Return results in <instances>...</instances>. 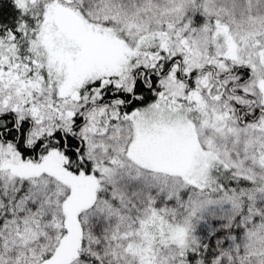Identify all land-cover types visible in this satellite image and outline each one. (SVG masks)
Returning a JSON list of instances; mask_svg holds the SVG:
<instances>
[{
    "label": "snow or ice",
    "instance_id": "snow-or-ice-1",
    "mask_svg": "<svg viewBox=\"0 0 264 264\" xmlns=\"http://www.w3.org/2000/svg\"><path fill=\"white\" fill-rule=\"evenodd\" d=\"M0 264H264V0H0Z\"/></svg>",
    "mask_w": 264,
    "mask_h": 264
}]
</instances>
